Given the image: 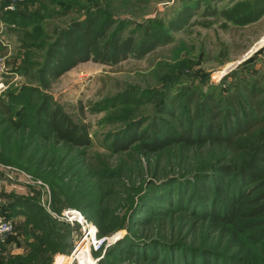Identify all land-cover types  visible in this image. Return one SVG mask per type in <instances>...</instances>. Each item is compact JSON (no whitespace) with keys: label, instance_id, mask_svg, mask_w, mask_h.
<instances>
[{"label":"rangeland","instance_id":"obj_1","mask_svg":"<svg viewBox=\"0 0 264 264\" xmlns=\"http://www.w3.org/2000/svg\"><path fill=\"white\" fill-rule=\"evenodd\" d=\"M253 1L0 0L6 67L0 102L10 110L7 115L0 106V163L17 169L13 180L0 183V213L13 196L29 198L45 207L36 221L53 232L38 240L35 235L44 233L30 226L31 219L11 218L12 230L0 240V264H64L78 227L47 208L56 214L78 208L103 235H116L96 264H264V238L252 241L250 230L234 235L215 219L232 197L246 201L252 195L244 191L256 186L240 182L235 188L231 177L224 178L220 164L232 153L216 143L146 146L167 138V132L156 133L159 126L185 130L195 97L212 94L225 106L234 92L246 96L242 88H264V10L247 25L235 21ZM91 13L99 24L111 20L110 30L120 29L122 38L139 42L146 28L158 31V44L115 65L79 62L52 79L43 71L47 47ZM45 98L73 121L88 123V146L41 136L35 116ZM22 115L24 125L14 128L9 116ZM132 134L143 138L115 152L113 144ZM23 173L42 185L23 181ZM257 184L264 188L263 179ZM249 221L264 228V214Z\"/></svg>","mask_w":264,"mask_h":264},{"label":"trees","instance_id":"obj_2","mask_svg":"<svg viewBox=\"0 0 264 264\" xmlns=\"http://www.w3.org/2000/svg\"><path fill=\"white\" fill-rule=\"evenodd\" d=\"M239 7L242 8L241 5ZM263 10L264 0H254L252 10L235 18V21L239 26L247 25L257 20ZM215 12L212 11V13ZM181 15L178 16V20L186 15V12ZM98 19H100L98 16L88 14L83 21L72 22L71 27L59 32L54 45L48 46L46 49L43 63L45 74L48 73L52 79H56L77 63L87 60L115 65L130 55L140 58L155 49L158 44V40L153 37L158 31L153 33L150 32V28H146L143 31L142 40L137 42L132 35L122 38L120 29L111 31L113 26L111 20L107 19L99 24ZM260 27L263 32L264 19L260 21ZM40 81L49 87L46 79L41 78ZM262 90H264L262 87H256L254 91L242 88L246 96L234 92L226 99L225 106L214 99L212 100V94L204 95L201 100L195 97L190 101L195 103V108L187 119L189 122L185 130L172 133L164 125L159 126L157 130L155 129L156 133L167 132V138L158 140L153 138L149 144H146L149 149L157 150L171 144L190 147L196 144L216 143L222 145L225 151L231 152L233 155L231 160L220 164L224 178L231 177L236 184L235 188L239 186L240 182L244 186L247 183H255L253 185L256 186H251L244 191L245 196L252 195L246 201L232 197L225 212L222 215H217L215 219L222 222L223 225L229 226L234 235L245 230L253 231L251 239L254 242H259L264 238V228L258 230L257 224L249 221V218L264 214V203L255 206L258 201H264L263 184L260 186L257 184L259 179L264 180V175H262L264 173V96H260ZM42 101L35 116L42 137L47 138V134H52L56 141L65 142L74 147H86L90 144L88 123L82 119L75 122L58 106H51L48 99L45 98ZM0 106L5 114L10 115L9 104L1 101ZM79 110L82 111L81 106ZM161 112L166 113L165 109H162ZM23 119V115L16 119L9 116L10 124L14 128L22 127ZM43 126L47 127L46 131L41 129ZM140 137L143 138L139 134L138 136L132 134L129 140L115 142L113 144L114 151L127 149ZM13 197L10 199V204L2 209L1 215L9 220L17 215L31 219L30 226L34 230L39 229L44 233L43 236L35 235L38 240H43L53 233L52 228L51 230L45 226L42 228L40 222L36 221V213L45 207L29 198L16 196L17 198L13 199ZM45 218V216L42 217V219ZM96 223L99 225L98 222ZM98 225L96 226L98 227ZM98 229L99 235H103L99 227ZM259 232L262 237L255 235ZM246 240L249 238L244 241Z\"/></svg>","mask_w":264,"mask_h":264},{"label":"built area","instance_id":"obj_3","mask_svg":"<svg viewBox=\"0 0 264 264\" xmlns=\"http://www.w3.org/2000/svg\"><path fill=\"white\" fill-rule=\"evenodd\" d=\"M5 71L6 67L1 58L0 77L5 73ZM5 87L6 83L0 80V91H2ZM15 170L17 169L0 163V183L4 180H13L12 175ZM23 175L25 177L23 178V181H30V183L42 185V182L30 180L31 177L25 175L24 173ZM47 210L57 220L78 227L77 232L74 234L73 245L70 253L68 256L64 257V264H96L98 260L97 254L103 252L105 248L116 239V235H99L96 225L88 220L79 209L67 208L59 214L52 212L49 208H47ZM11 230V220L0 214V240L9 234Z\"/></svg>","mask_w":264,"mask_h":264},{"label":"crops","instance_id":"obj_4","mask_svg":"<svg viewBox=\"0 0 264 264\" xmlns=\"http://www.w3.org/2000/svg\"><path fill=\"white\" fill-rule=\"evenodd\" d=\"M20 194H22V193H20Z\"/></svg>","mask_w":264,"mask_h":264}]
</instances>
